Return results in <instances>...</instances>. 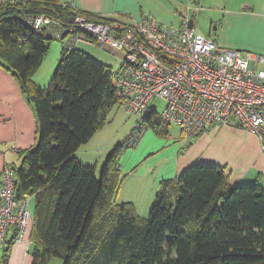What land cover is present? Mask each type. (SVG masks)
I'll return each instance as SVG.
<instances>
[{"label":"trees","instance_id":"trees-1","mask_svg":"<svg viewBox=\"0 0 264 264\" xmlns=\"http://www.w3.org/2000/svg\"><path fill=\"white\" fill-rule=\"evenodd\" d=\"M0 10V65L16 77L37 121V142L21 152L14 169L17 197L35 200L31 264L52 258L63 264H264V188L231 185L221 165L194 163L163 180L147 217L132 202L117 201L120 157L138 144L127 145L130 134L138 131L140 140L148 129L170 133L172 123L156 111L138 119L99 172L77 157L115 106H122L117 69L78 48L80 43L68 46L64 38L33 29L25 17L45 14L64 28L76 27L80 15L94 22L121 20L61 0H15ZM54 39L63 43L60 60L50 83L41 86L33 76ZM13 243L7 241L4 262Z\"/></svg>","mask_w":264,"mask_h":264},{"label":"built area","instance_id":"built-area-1","mask_svg":"<svg viewBox=\"0 0 264 264\" xmlns=\"http://www.w3.org/2000/svg\"><path fill=\"white\" fill-rule=\"evenodd\" d=\"M14 1L0 0V8ZM25 20L35 30L64 38L68 46L87 43L123 50L114 85L122 107L140 121L157 112L155 100L161 99V118L180 126L186 139L230 125L256 135L264 148V55L224 46L189 26V18L179 27L153 18L104 23L80 15L70 28L45 14ZM138 136V131L131 133L127 145H136ZM33 219L31 197H17L14 170L6 167L0 183V247L13 238L29 248L26 233Z\"/></svg>","mask_w":264,"mask_h":264},{"label":"crops","instance_id":"crops-1","mask_svg":"<svg viewBox=\"0 0 264 264\" xmlns=\"http://www.w3.org/2000/svg\"><path fill=\"white\" fill-rule=\"evenodd\" d=\"M61 1L79 11L118 18L127 23L153 18L161 23L179 22L181 25L184 18H189V21H193L194 28L198 13L215 11L222 17L211 20L214 32L211 31L208 36L223 45L264 54V0ZM103 47L114 49L106 45ZM37 137V121L32 105L16 77L0 65V183L4 169L19 168L22 162L21 152L32 148L37 142ZM146 137L145 135L143 139L141 138L142 141L140 139L138 144L143 143ZM187 143L185 147L182 145L187 149L186 155H183L181 147L172 156L161 152L153 153L154 157L151 158L149 154L142 160H145L142 165L131 166L128 165L129 163H120V170H124L127 178L142 177L152 180L153 191L148 196L143 213H146L150 207L151 194L157 192L163 180L175 179L183 169L194 163L223 166L228 174L229 183L233 186L257 183L264 188V148L260 139L248 130L230 125L215 126ZM82 147L76 154L83 163L98 166L105 161L107 152L102 151V154L96 156V163H93L87 154L88 151H81ZM127 151L125 149L120 161L123 155L124 157L127 155ZM125 182L127 179L122 186Z\"/></svg>","mask_w":264,"mask_h":264},{"label":"rangeland","instance_id":"rangeland-1","mask_svg":"<svg viewBox=\"0 0 264 264\" xmlns=\"http://www.w3.org/2000/svg\"><path fill=\"white\" fill-rule=\"evenodd\" d=\"M197 22L195 23V29L202 35L208 36L210 32H214L213 25L211 20L219 18L221 19V14L216 13L215 11H201L197 15ZM170 26L179 27V22H162ZM216 23V22H214ZM218 24V23H217ZM211 32V33H212ZM223 45V44H222ZM227 46V45H224ZM231 47V46H227ZM63 48V43L59 39H54L51 45V48L44 59L41 66L37 69L34 74V80L42 86H46L50 83L55 71L57 69L61 51ZM78 48L85 51H89L97 59L109 64L115 69H119V66L123 63L124 51L118 49H110L99 45H88V44H78ZM234 48V47H232ZM250 51V50H249ZM253 52V51H252ZM256 53V52H255ZM264 55V54H262ZM51 75V76H50ZM157 105V117H161L163 112L165 102L161 99L155 100ZM139 117L130 115L126 110L121 106H115L113 112L110 114L108 122L105 124L103 129L97 134L91 141L87 144L82 145L81 151H88V156L93 163H96V156L102 154V151L107 152L105 159L108 153L114 150L117 142H122L127 136L131 133L133 127L136 125ZM147 136L143 143L138 144L136 147L127 149L126 156L122 157L120 163H129L128 165H142L150 154V157H154L153 153L158 154L164 152L168 155H174L176 151H179L183 145L185 147L190 142V139H186L181 132L180 126L176 124L170 125V133L168 135H159L154 130L148 129L143 135ZM142 137V139H143ZM141 139V141H142ZM182 147L181 151L183 155H186V150ZM108 149V151H107ZM191 150V148L189 149ZM124 161V162H123ZM102 162L97 166L98 172L101 170ZM123 172V173H122ZM121 176L123 182L127 179V182L120 187V190L117 195V201L122 202H132L136 211L142 216L147 217L150 211L151 204L156 196L151 194V204L146 213H143L145 207L147 206V199L150 196V193L153 191L151 186L152 180H147L142 177H132L127 178V175L124 174V170L121 171ZM122 182V183H123ZM154 195V196H153ZM153 196V197H152ZM34 198L31 199V210L34 212ZM33 232V221H31L27 228L26 237L30 238ZM34 247L33 242L29 246L24 242H15L11 245L9 256L7 262H4V248L0 247V264H31L32 255L31 251ZM49 264H63L62 260L59 258H52Z\"/></svg>","mask_w":264,"mask_h":264},{"label":"water","instance_id":"water-1","mask_svg":"<svg viewBox=\"0 0 264 264\" xmlns=\"http://www.w3.org/2000/svg\"><path fill=\"white\" fill-rule=\"evenodd\" d=\"M189 26L193 27V21L192 20L189 21Z\"/></svg>","mask_w":264,"mask_h":264}]
</instances>
